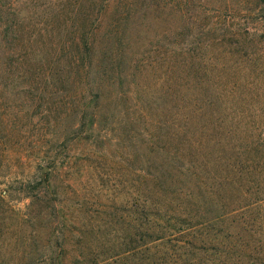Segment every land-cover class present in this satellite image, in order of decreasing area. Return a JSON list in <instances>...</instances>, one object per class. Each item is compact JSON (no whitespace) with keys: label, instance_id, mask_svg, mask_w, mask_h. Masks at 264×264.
<instances>
[{"label":"rangeland","instance_id":"1","mask_svg":"<svg viewBox=\"0 0 264 264\" xmlns=\"http://www.w3.org/2000/svg\"><path fill=\"white\" fill-rule=\"evenodd\" d=\"M11 3L0 264H264V6Z\"/></svg>","mask_w":264,"mask_h":264},{"label":"trees","instance_id":"2","mask_svg":"<svg viewBox=\"0 0 264 264\" xmlns=\"http://www.w3.org/2000/svg\"><path fill=\"white\" fill-rule=\"evenodd\" d=\"M258 1L264 6V0ZM12 7L11 0H0V58L6 46L14 45L18 34L16 19L19 16L10 13Z\"/></svg>","mask_w":264,"mask_h":264}]
</instances>
